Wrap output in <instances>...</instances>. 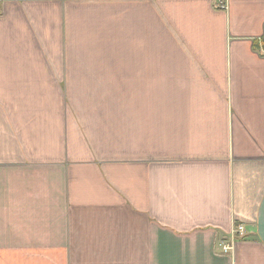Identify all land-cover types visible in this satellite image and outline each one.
<instances>
[{
    "label": "crops",
    "instance_id": "crops-1",
    "mask_svg": "<svg viewBox=\"0 0 264 264\" xmlns=\"http://www.w3.org/2000/svg\"><path fill=\"white\" fill-rule=\"evenodd\" d=\"M214 1L0 0V264H264V0Z\"/></svg>",
    "mask_w": 264,
    "mask_h": 264
},
{
    "label": "built area",
    "instance_id": "built-area-1",
    "mask_svg": "<svg viewBox=\"0 0 264 264\" xmlns=\"http://www.w3.org/2000/svg\"><path fill=\"white\" fill-rule=\"evenodd\" d=\"M227 6L228 5H227L226 0H215L214 1V7L217 9L225 10V9H227ZM235 234H240V235L243 234L241 226L239 228H237V231L235 232ZM235 234L232 235L233 239H234ZM220 245L222 246L224 252H229L233 248L234 240H231L230 242L222 241Z\"/></svg>",
    "mask_w": 264,
    "mask_h": 264
},
{
    "label": "trees",
    "instance_id": "trees-1",
    "mask_svg": "<svg viewBox=\"0 0 264 264\" xmlns=\"http://www.w3.org/2000/svg\"><path fill=\"white\" fill-rule=\"evenodd\" d=\"M256 46L264 52V34L259 41L256 42Z\"/></svg>",
    "mask_w": 264,
    "mask_h": 264
}]
</instances>
